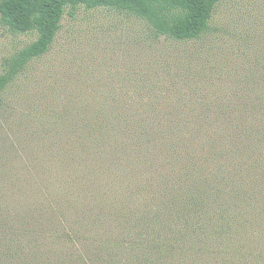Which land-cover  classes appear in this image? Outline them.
Masks as SVG:
<instances>
[{
  "label": "rangeland",
  "instance_id": "obj_1",
  "mask_svg": "<svg viewBox=\"0 0 264 264\" xmlns=\"http://www.w3.org/2000/svg\"><path fill=\"white\" fill-rule=\"evenodd\" d=\"M70 12L49 51L0 95V215L38 243L19 249V257L53 255L56 262L60 256L63 264H264V209L253 210L242 231L227 237L229 251L209 231L171 243L158 239L159 230L140 237L138 230L119 232L99 211L112 209L141 226L170 176L168 163L189 151L203 176L216 175L220 163L236 169L248 155L264 162V138L246 141L235 128L240 120L264 121V110L257 112L264 101V0H220L209 31L191 41L157 36L145 21L114 9ZM36 40L35 32L13 33L0 19V75ZM245 107L254 113L244 114ZM217 112L233 118L219 119ZM89 122L123 143L93 151ZM133 123L162 135L160 147L126 131ZM199 125L201 135L194 131ZM214 131L230 134L245 153L202 160ZM246 180L260 178L252 173ZM79 190L75 210L61 214L55 199ZM49 221L56 227L45 234L51 249L46 237L35 236Z\"/></svg>",
  "mask_w": 264,
  "mask_h": 264
},
{
  "label": "trees",
  "instance_id": "obj_2",
  "mask_svg": "<svg viewBox=\"0 0 264 264\" xmlns=\"http://www.w3.org/2000/svg\"><path fill=\"white\" fill-rule=\"evenodd\" d=\"M219 2L220 0H0V19L4 26L13 33L35 32L37 34V40L34 43L7 61L6 70L0 75V95L35 59H39L49 51L61 29V22L67 9H70L71 15L79 7L89 10L114 9L145 21L157 36L176 41H191L199 39L209 31L210 22ZM259 103L264 104V101ZM261 104L259 108L257 107V112L264 110ZM252 110L245 107L243 112L244 114L254 113ZM222 113L215 114L219 119L233 118L232 115L225 113L222 115ZM231 123L228 121L227 124ZM237 123L239 125L235 128L239 129L241 137H244L246 141L259 143L264 138V121L261 124L242 120ZM129 125L126 131L131 132L139 142L142 140L148 146L154 144V147H160L162 144L158 140L162 135L154 134L151 130L140 129L134 123ZM85 127L88 138H92L93 151L101 153L102 149L111 150L109 147L113 144L114 148L123 143L121 140L115 139L114 141L110 138L111 133L104 136L105 131L95 122H89L85 124ZM202 127L203 125L196 126L194 131L201 135ZM171 130L173 134L175 128ZM211 135L213 137L208 138L209 150L205 151L207 153L202 160L207 161V155L218 156L221 159L225 155L234 157L239 152L245 153L234 144L235 140L230 134L224 136L223 133L214 131ZM243 149L248 148L243 147ZM187 155V157L182 156L176 162L168 163L164 171H168L170 176H165L160 182L161 192L159 198L154 199L153 209L142 213L141 226L138 224L140 222H135V225L127 223L125 215L116 214L112 209L104 212L100 208V215L113 219L119 232L125 228L129 231L138 230L137 232L141 231L138 233L140 237L141 233H147L149 230H151L149 235L159 230L158 239H168L170 243L171 239L178 241L181 237L194 238V236L201 235L203 231H209L208 236H212L217 245L225 246L229 251L228 246L232 244V241L227 237L231 234L235 235V231H239L236 229L242 231V227L250 220L248 216L257 214L253 210L259 212L264 209V162L247 154L251 160L239 162L236 169L228 168V164L220 163L216 175L203 176V165L198 160L196 161L190 151ZM222 165L227 167L223 168ZM257 165L260 166L259 169ZM242 168L246 169V175L239 173ZM253 171L260 178L256 184L252 182L253 180L248 182V179L246 180L247 175L251 176L252 173L255 175ZM77 193L79 195H67V199H55L58 201L55 206L61 214L75 210L76 202L80 198L78 197L80 190ZM107 202L109 201L101 198L102 204ZM55 206H52L53 210ZM147 221H152L153 224L146 227ZM47 224L41 229L43 233L38 231L35 236L41 239L46 237L44 243L48 248L46 241L49 243L51 239L45 234L50 231V225L53 228L50 233H55L54 228L56 227L50 221ZM24 232L12 219H6L0 215V264H63V258L60 256H56V262H54L53 255H47L48 258L44 261L40 259L38 253H34L30 262L19 257V249H23L26 245L35 248L38 244L37 241L35 244L28 241ZM163 245L166 246V244ZM163 245H158V248H164ZM76 261L80 264L78 259Z\"/></svg>",
  "mask_w": 264,
  "mask_h": 264
}]
</instances>
